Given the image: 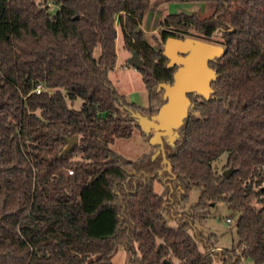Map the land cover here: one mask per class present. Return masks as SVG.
Instances as JSON below:
<instances>
[{
  "label": "trees",
  "instance_id": "trees-1",
  "mask_svg": "<svg viewBox=\"0 0 264 264\" xmlns=\"http://www.w3.org/2000/svg\"><path fill=\"white\" fill-rule=\"evenodd\" d=\"M151 1L0 0V264H112L121 246L126 264H264V0H163L212 11L167 15L154 45L136 32ZM116 27L142 60L147 106L110 81ZM191 32L218 34L225 49L208 64V100L187 96L175 139L163 138L166 161L159 146L120 156L112 144L140 129L134 114L156 115L158 84H172L165 40ZM73 136L78 145L60 156ZM193 188L197 202L178 211ZM217 203L237 215L229 249L195 225Z\"/></svg>",
  "mask_w": 264,
  "mask_h": 264
},
{
  "label": "rangeland",
  "instance_id": "rangeland-1",
  "mask_svg": "<svg viewBox=\"0 0 264 264\" xmlns=\"http://www.w3.org/2000/svg\"><path fill=\"white\" fill-rule=\"evenodd\" d=\"M36 2H42L43 0H35ZM50 11L53 12L56 7L50 4ZM212 8L208 4L200 3H165L163 0H152L148 11L145 13L141 24L140 30L145 34L146 41L154 45L160 42V25L161 22L167 15L171 13H196L203 17L209 16ZM139 30V31H140ZM192 33V32H191ZM116 41H115V52L117 55L115 67L109 72V78L112 86L116 91L125 97L127 102L147 106V92L142 82L141 74L133 67L128 65V61L132 54L123 47V37L121 31L116 27ZM192 37L203 40L195 33H192ZM205 41V40H203ZM217 45L221 44V39L218 34L207 40ZM206 41V42H207ZM99 48L94 50V55H99ZM81 101L76 100L73 104L74 109L81 107ZM176 123V122H175ZM174 127V124H173ZM144 131L146 126L144 125ZM170 140L169 136L165 137ZM120 156H123L129 160H136L141 154L150 151L151 146L149 141L147 142L141 136V130L134 129L131 137L127 139H117L111 146ZM225 155L221 156L217 161L214 162V167L218 172L222 171L225 165ZM154 191L158 194H163V186L159 182H155L153 186ZM200 191L193 188L189 192L188 200L186 205L176 207L178 211L185 212L190 206H193L197 202ZM237 215L233 214L227 207L222 203H217L211 206L210 215L197 222L195 225L198 231L204 235L215 234L217 238V247L221 249H229L233 245L237 244V236L234 221ZM229 220V222H227ZM126 249L121 246L115 256L112 258V264H126ZM176 262V261H175ZM214 264H220L219 261ZM244 264H253L250 260L244 262Z\"/></svg>",
  "mask_w": 264,
  "mask_h": 264
},
{
  "label": "water",
  "instance_id": "water-1",
  "mask_svg": "<svg viewBox=\"0 0 264 264\" xmlns=\"http://www.w3.org/2000/svg\"><path fill=\"white\" fill-rule=\"evenodd\" d=\"M139 30L140 27H137L136 32ZM162 51L168 61L167 66L175 65L177 68L173 74L172 84H158V90L163 91L164 102L157 110L156 115L147 117L139 113L134 114L133 118L142 133L150 134L148 138L150 146H159V151L166 161L163 138L169 136L170 140L165 139L171 142L175 139L176 129L182 126L192 105L187 97L189 94L195 93L199 98L208 100L213 91L211 83L217 77L215 71L208 64L221 59L225 49L221 45L189 36L184 39L176 37L166 39ZM141 63L142 60L136 53H133L128 61V65L136 70ZM144 125L147 131H144ZM78 141V136L65 139L66 145L60 156L70 153L78 145ZM223 172L225 178L228 179L232 174V169L228 168Z\"/></svg>",
  "mask_w": 264,
  "mask_h": 264
},
{
  "label": "built area",
  "instance_id": "built-area-1",
  "mask_svg": "<svg viewBox=\"0 0 264 264\" xmlns=\"http://www.w3.org/2000/svg\"><path fill=\"white\" fill-rule=\"evenodd\" d=\"M41 90H42V86L41 85H38L37 88H36V90H35V92L37 94H39L41 92ZM68 174H72V171H68ZM227 222H229V220H227Z\"/></svg>",
  "mask_w": 264,
  "mask_h": 264
}]
</instances>
